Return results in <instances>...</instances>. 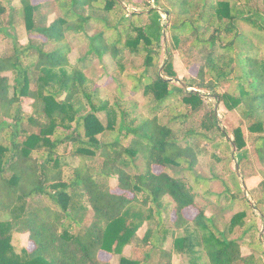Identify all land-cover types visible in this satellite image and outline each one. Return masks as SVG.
Returning a JSON list of instances; mask_svg holds the SVG:
<instances>
[{
	"label": "trees",
	"instance_id": "obj_1",
	"mask_svg": "<svg viewBox=\"0 0 264 264\" xmlns=\"http://www.w3.org/2000/svg\"><path fill=\"white\" fill-rule=\"evenodd\" d=\"M52 4L59 14L50 22ZM137 6L129 12L121 0H0V35L12 38L0 52V264H112L102 251L118 264H172L174 254L190 255L193 264L201 254L208 258L202 264H264L257 235L258 219L264 224V8L258 0ZM21 22L25 43L8 34ZM169 30L174 47L191 41L196 77L179 79L168 42L160 63ZM81 46L86 50L73 59ZM128 55L143 57L144 70L125 77L148 101L146 114L126 106L124 83L111 102L87 74L107 59L124 75ZM25 98L33 100L31 112ZM210 98L241 110L248 137L241 125L232 132L221 125ZM205 144L224 156L213 153L217 160H236L231 184L198 172ZM250 156L258 168L247 174ZM256 176L246 189L251 201L241 197ZM218 178L225 190L209 191ZM198 197L208 205L185 217ZM237 204L243 209L225 222ZM25 234L31 249L20 244ZM127 246L143 256H125Z\"/></svg>",
	"mask_w": 264,
	"mask_h": 264
},
{
	"label": "rangeland",
	"instance_id": "obj_2",
	"mask_svg": "<svg viewBox=\"0 0 264 264\" xmlns=\"http://www.w3.org/2000/svg\"><path fill=\"white\" fill-rule=\"evenodd\" d=\"M34 4H38L40 2H43L45 0H31ZM128 8L129 12L136 10L139 8L137 4L141 3L142 0H121ZM258 3L262 4V7L264 8V2L262 0H258ZM51 15L49 16V21H53L57 15L59 14V10H57V7H55L54 4L50 7ZM163 20L167 23L166 28L169 27V25L172 23L168 15L163 14ZM9 35H16L20 42L25 43L27 42V31L25 29L24 23L21 22L16 26V29L8 30ZM72 38V40H71ZM70 40L72 41L73 45H78L80 37L79 35L76 36H70ZM167 42L169 43V46L174 54V69L177 72V76L179 79L186 78V77H196L197 72L199 70V61L198 57H196V53L193 51V49L190 46L191 41H181L179 47H174L172 42V36L171 31L169 30L167 33H165L163 38V45L161 47L162 54H161V60L160 63H162L163 59L166 58L165 51L167 48ZM12 47V38L11 37H4L2 34L0 35V52H4L6 50H9ZM81 46L79 48L74 47L73 54L71 57L75 59L79 56V54H82L86 47ZM126 62V70L124 71V75L119 73L115 68V65H110L107 61V59L104 62L95 61L94 64L90 67L87 74L88 76L101 88V94L104 98H109L111 102H115L116 100V89L118 87V84L124 83L125 86V96L126 100L132 104H127L126 106L134 105L136 106V113L146 114L147 108L144 107V105L148 102L141 93H135L134 90H132L131 82L125 77V74L127 73H138L140 74L144 70L143 65V57L138 56L135 57L133 55H128L127 59L124 61ZM212 101V104H214L215 109H217L220 118H221V125L225 127L229 132H232V129L238 125H241L245 131L246 137H248V131H247V122L243 118L241 114V110L237 109L234 111H228L223 103L217 102L214 98H210ZM32 102L33 100L30 98H25L22 102L23 108L26 112L32 111ZM101 116L106 120L105 114H101ZM164 121H167L166 119ZM206 148H208V152L204 153L199 158V165H198V172L206 177H213L217 174H219L220 178L224 180L225 182L231 184V169H235L237 163L236 160L232 161L229 164V161H219L216 158H214L213 153L219 155L221 158L224 159V156L220 154L218 151H213L209 144L204 145ZM251 164L247 163V174H251L255 172V170L258 168V164L255 161V158L250 156ZM76 163V161H74ZM154 171L159 173L163 171V168L160 166H154ZM220 178L215 179L209 188V191L215 192V193H221L225 190L224 183L220 180ZM241 183H243V178L240 176ZM260 181V177L256 176L246 181V185L244 186V193L241 195V197L246 196L251 201L250 194L246 191L247 188L254 187L258 182ZM116 179H112V185L113 190L118 191L117 187L115 186ZM212 200H216V197H213ZM253 204V203H252ZM204 205H208V201L204 197H198L197 198V204L192 207L186 208L183 213L184 216L192 219L195 217L199 212V207H202ZM213 205H210V209H214ZM243 206H239L238 204L235 205L233 209H231L228 214L226 215L225 222H229L231 216L238 212L239 210H242ZM208 215H211V211L209 210ZM173 218H175V215H173ZM258 232L257 235H259L260 239L264 242V224H262L261 220L258 219ZM224 225V224H222ZM221 225V227H222ZM194 228L191 225V229ZM144 232V229L141 230V234ZM180 233H184V231H181ZM233 237H238L240 235V230H237L236 232L232 233ZM171 241V240H170ZM169 241V242H170ZM20 244L23 246H27L29 249L33 247V243L28 240V234L22 235ZM243 253H250L251 249L247 247L246 245L242 247ZM144 253L143 249L140 248H134L131 246H127L124 250V255L128 257H134L139 258L142 257ZM100 258L105 261H110L112 264H118V257L112 256L111 253L108 252H100ZM208 260L207 256L205 254H201V257L199 259V264L206 263ZM172 264H193L191 262V256L190 255H181V254H174Z\"/></svg>",
	"mask_w": 264,
	"mask_h": 264
},
{
	"label": "water",
	"instance_id": "obj_3",
	"mask_svg": "<svg viewBox=\"0 0 264 264\" xmlns=\"http://www.w3.org/2000/svg\"><path fill=\"white\" fill-rule=\"evenodd\" d=\"M237 171H238V167H237Z\"/></svg>",
	"mask_w": 264,
	"mask_h": 264
},
{
	"label": "crops",
	"instance_id": "obj_4",
	"mask_svg": "<svg viewBox=\"0 0 264 264\" xmlns=\"http://www.w3.org/2000/svg\"><path fill=\"white\" fill-rule=\"evenodd\" d=\"M25 235H27V234H25Z\"/></svg>",
	"mask_w": 264,
	"mask_h": 264
}]
</instances>
